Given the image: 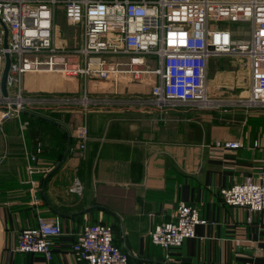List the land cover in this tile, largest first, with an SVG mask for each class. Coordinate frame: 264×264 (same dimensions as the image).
Here are the masks:
<instances>
[{
    "label": "crops",
    "instance_id": "crops-1",
    "mask_svg": "<svg viewBox=\"0 0 264 264\" xmlns=\"http://www.w3.org/2000/svg\"><path fill=\"white\" fill-rule=\"evenodd\" d=\"M72 28L77 34V26ZM235 31L241 38L248 34ZM2 34L0 26V46ZM210 63V95L222 96L226 90L224 96L232 95L229 87L218 89L224 85H235V98L248 94L245 57L223 54ZM124 77L118 72L99 80L66 78L35 71L22 75L21 86L25 93L80 95L85 90L91 96H111L143 93L156 79L145 73L144 84L136 86ZM110 107L84 112L77 104L46 116L64 124L70 140L43 190L46 173L62 157L66 129L26 112L0 122V264H47L41 254L17 249L19 231L34 226L38 216H55L61 224L50 264H82L71 245L92 222L112 227L114 242L128 254L130 264H264V208L247 212L226 204L219 193L234 183L261 181L264 110ZM82 121L88 134L83 149L76 130ZM225 141L243 145L229 148L222 145ZM34 153L36 160L31 159ZM179 201L195 207L207 222L195 225L194 237L165 250L151 242L149 230L173 219Z\"/></svg>",
    "mask_w": 264,
    "mask_h": 264
},
{
    "label": "built area",
    "instance_id": "built-area-1",
    "mask_svg": "<svg viewBox=\"0 0 264 264\" xmlns=\"http://www.w3.org/2000/svg\"><path fill=\"white\" fill-rule=\"evenodd\" d=\"M59 10L67 26L79 28V39L73 44L60 37ZM0 18L8 30L7 47L0 46V78L4 51L11 58L7 95L0 92V122L19 117L23 109L47 116L77 104L84 112L109 110L113 104L158 112L185 106L203 110L225 106L221 108L225 111L234 104L246 112L264 108V0H0ZM215 22L248 24V37H238L227 26L216 28ZM223 54L245 57L249 64L248 94L235 98V103L215 99L208 91L209 59ZM35 71L83 79L121 72L136 81L152 73L156 79L147 91L125 95L91 96L85 90L80 95L23 92L22 75ZM76 130L83 149L88 139L86 123L80 122ZM222 145L243 144L225 141ZM261 148L264 164V137ZM36 158V153L31 155L32 160ZM27 168L29 172L36 169ZM259 175L261 181L245 180L220 188L222 200L247 212L262 210L264 171ZM206 222L195 207L179 201L173 219L149 230L150 240L165 250L175 248L195 236L196 224ZM61 233L57 217L38 216L34 226L19 231L17 249L39 253L50 264L53 238ZM71 251L82 264H130L128 254L114 242L112 227L102 222L85 224Z\"/></svg>",
    "mask_w": 264,
    "mask_h": 264
},
{
    "label": "rangeland",
    "instance_id": "rangeland-1",
    "mask_svg": "<svg viewBox=\"0 0 264 264\" xmlns=\"http://www.w3.org/2000/svg\"><path fill=\"white\" fill-rule=\"evenodd\" d=\"M56 22L61 27V29L59 30V33L61 32L60 37L64 38L68 44H73L74 42L78 41L79 36H80L79 35V28L77 27L78 28L77 29L78 33L75 34L74 28H72L73 26L72 27H68L66 25L64 17L62 15V10H59L57 12ZM221 25L222 26H227L230 29H240V33H242V35H243L244 31L248 30V25L247 24H239V23H235V22H225V23L215 22L214 23V26L216 28L221 27ZM245 34H246L245 37L247 38L248 34L247 33H245ZM240 37H242V36H240ZM228 56H234L235 57V55H231V54L228 55ZM210 60H211V58L209 59V64H208V68H207V83L209 82V84H211L210 80L212 79L213 69H214L212 67L211 63H210ZM224 65L226 66V63ZM225 71H228V70L226 69ZM225 73H228V72H225ZM54 74L56 75V77L59 76V75L63 76V77H66V78H70L71 77V76H67V75H65L63 73H60V72L59 73H54ZM121 74H124L125 76H127V77H124V78H126L125 80H129L130 79L131 82H133L136 86L140 85V84H144V81H136V80L132 79L131 76L127 75V73H121ZM97 79L99 80L98 76H97ZM221 87H218V89L221 90V89H225V88L229 87V92H233V94L224 96V94H226V91H227L226 90L222 96H216V95L211 94V97H213L215 99L216 98H228V99H232L234 101V103H235V85H234L233 89L230 88V85L229 86L224 85V86H221ZM208 91H209V94H210L212 92L211 88L208 87ZM223 107H225V106H222V107L218 106V107H212V108H206V109H208V110H210V109L213 110L214 109L215 110V109H221ZM238 107H239V109H244L245 108L242 105H238ZM181 108H184V109H199V108H196L195 106H185V107H181ZM226 108L227 109L230 108L229 110H235V104L234 105H228V106H226ZM246 109L250 110L249 107L246 108ZM262 109L264 110V108H262ZM199 110H202V109H199Z\"/></svg>",
    "mask_w": 264,
    "mask_h": 264
},
{
    "label": "water",
    "instance_id": "water-1",
    "mask_svg": "<svg viewBox=\"0 0 264 264\" xmlns=\"http://www.w3.org/2000/svg\"><path fill=\"white\" fill-rule=\"evenodd\" d=\"M0 26L2 28V47L3 48H6L7 47V34H8V30H7V26L6 24L1 20L0 18ZM10 62H11V58H10V55L7 51H4L3 53V66H2V71H1V78H0V92L3 96H6L7 95V88H6V80H7V75H8V72H9V68H10ZM23 112H26V113H30L34 116H37V117H42V118H46L47 120H51L53 122H56V123H59L60 125H62L65 129H66V132H67V141H66V144H65V148H64V151H63V154H62V157L61 159L46 173L44 179H43V182H42V190L44 188V183H45V179L46 177L52 172V170H54L55 168H57L61 162L63 161L65 155L67 154V151H68V148H69V140H70V133H69V130L68 128L62 124L61 122H58L52 118H49V117H46V116H43V115H40L38 113H34V112H30L28 110H22Z\"/></svg>",
    "mask_w": 264,
    "mask_h": 264
},
{
    "label": "trees",
    "instance_id": "trees-1",
    "mask_svg": "<svg viewBox=\"0 0 264 264\" xmlns=\"http://www.w3.org/2000/svg\"><path fill=\"white\" fill-rule=\"evenodd\" d=\"M39 118H41V117H39ZM43 119V118H42ZM52 122V121H51Z\"/></svg>",
    "mask_w": 264,
    "mask_h": 264
}]
</instances>
